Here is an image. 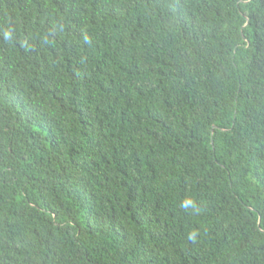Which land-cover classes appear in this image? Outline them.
<instances>
[{
    "label": "trees",
    "instance_id": "obj_1",
    "mask_svg": "<svg viewBox=\"0 0 264 264\" xmlns=\"http://www.w3.org/2000/svg\"><path fill=\"white\" fill-rule=\"evenodd\" d=\"M0 264H264V0H0Z\"/></svg>",
    "mask_w": 264,
    "mask_h": 264
}]
</instances>
